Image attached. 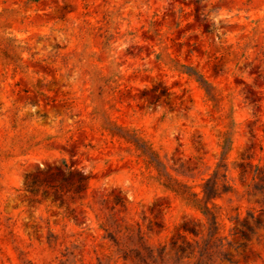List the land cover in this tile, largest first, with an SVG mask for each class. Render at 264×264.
Here are the masks:
<instances>
[{
  "label": "rangeland",
  "instance_id": "1",
  "mask_svg": "<svg viewBox=\"0 0 264 264\" xmlns=\"http://www.w3.org/2000/svg\"><path fill=\"white\" fill-rule=\"evenodd\" d=\"M0 264H264V0H0Z\"/></svg>",
  "mask_w": 264,
  "mask_h": 264
}]
</instances>
